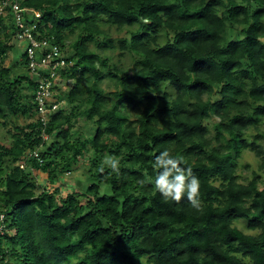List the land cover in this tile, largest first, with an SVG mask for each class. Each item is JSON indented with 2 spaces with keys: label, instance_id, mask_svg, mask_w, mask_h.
<instances>
[{
  "label": "trees",
  "instance_id": "1",
  "mask_svg": "<svg viewBox=\"0 0 264 264\" xmlns=\"http://www.w3.org/2000/svg\"><path fill=\"white\" fill-rule=\"evenodd\" d=\"M20 4L29 25L37 21L33 33L53 37L71 62L61 75L72 86L56 89L66 105L40 122L24 52L27 74L3 66L13 33L3 26L0 121L35 120L13 124V144L0 143V264H264V187L256 172L244 182L236 173L244 151L264 168L261 148L245 138L264 120V0ZM111 29L126 32L118 49L131 54V69L98 51L116 49ZM103 78L114 91L101 88ZM79 116L92 135L77 130ZM165 152L180 161L185 184L198 180V208L187 191L175 200L158 189ZM85 158L87 183L60 195L62 178ZM31 172L46 175L39 192Z\"/></svg>",
  "mask_w": 264,
  "mask_h": 264
},
{
  "label": "rangeland",
  "instance_id": "2",
  "mask_svg": "<svg viewBox=\"0 0 264 264\" xmlns=\"http://www.w3.org/2000/svg\"><path fill=\"white\" fill-rule=\"evenodd\" d=\"M143 23H147V22L143 21ZM110 32L113 37V41L116 49L108 50L106 48H103L98 51L103 54L106 53L110 55L112 58L111 62L117 63L119 67L125 69H131L132 67H134L131 54L127 50H124L121 53V50L118 49V39L124 36L126 37L127 36L126 32L124 30L121 32H115V30L113 29H111ZM158 37H159V41H163L165 39V32L161 30ZM73 38L74 36L72 37V39ZM72 39L69 38L66 41V44H69V42ZM10 42L12 44V47L9 51H7L6 57H4L3 59V66L10 67L13 75L16 73L27 74L23 64L21 63L23 58V51L26 43L24 41H18L16 38H12ZM88 45L90 48H95L93 42L89 43ZM60 85H61L60 88L62 87L63 89H68L72 86V80L69 79L68 81L67 80L60 81ZM99 85L101 86L102 89H105L106 91L115 90V87L113 86V82L108 79L104 80L103 78L100 81ZM60 105L65 106L66 105L65 101L61 100ZM33 119L35 120V118L29 119L26 117H11L10 124L7 126L2 125L0 121V143L5 146L12 145L14 141L13 134L16 133L15 130L13 129V124L19 127H24L28 123H31ZM215 121H218V118L214 115L210 116L209 119L206 121L208 134L210 136H213L215 134L213 128V123ZM74 122L77 130L83 133L85 137L93 134V130H94L93 125L90 122H88L84 117L79 116L74 120ZM259 134H264V120L261 121L256 128H250L249 132L245 136L248 142H254L255 145H258L264 154V136L260 135L256 137V135ZM260 163L261 160L257 158L252 152L244 151L242 157L239 158L238 160V165L236 170L237 171L236 173L239 175V180L244 182L248 179L253 178L254 177L253 171H254L259 175V187L260 188L264 187V168L261 170L258 168ZM9 165L12 166V163L8 162V166ZM15 165H19L20 168H27L22 161L16 162ZM87 165H88V161L85 158L79 161V168L77 170H75L70 174H65V176L62 178L61 184L59 185L60 195H63L66 192H71V191L74 192L80 190V188L78 187L79 182H81L83 185L87 183L88 179L85 173V167ZM30 175L33 179L37 181L39 186L35 189V191L39 192L41 190L40 183H43V185H45L46 183L45 182L46 175L41 173L36 174L35 172L34 173L31 172ZM107 191L109 192V188L107 189ZM233 224L246 233H250V234L254 233L253 231L247 229V222L243 219H236L234 220Z\"/></svg>",
  "mask_w": 264,
  "mask_h": 264
},
{
  "label": "built area",
  "instance_id": "3",
  "mask_svg": "<svg viewBox=\"0 0 264 264\" xmlns=\"http://www.w3.org/2000/svg\"><path fill=\"white\" fill-rule=\"evenodd\" d=\"M20 1L22 0H0V39L3 26L7 25L13 26L7 30L13 32L11 39L16 38L26 43L23 52L27 69L37 82L33 90V102L40 122L45 124L49 113L55 112L60 106L54 96L57 95L56 89L61 86L60 81L69 80L61 75V71L69 67L71 62L66 59L65 53L53 37L39 38L33 33L37 21L29 25L26 18L29 10L22 7ZM33 13L36 18H40L39 12ZM29 155L35 157L40 164L43 162L37 150L30 151Z\"/></svg>",
  "mask_w": 264,
  "mask_h": 264
},
{
  "label": "clouds",
  "instance_id": "4",
  "mask_svg": "<svg viewBox=\"0 0 264 264\" xmlns=\"http://www.w3.org/2000/svg\"><path fill=\"white\" fill-rule=\"evenodd\" d=\"M11 24V23H10ZM160 164L165 168V171L156 178V185L158 189L175 200H179L181 195L187 191L189 199L192 201L194 207H199L197 200L199 182L195 177H192L188 184H185L187 177L183 174V170L177 167L180 163L177 159L168 158V153L163 154ZM107 164L113 169L118 171V162L116 160H109ZM171 165V168L168 166ZM172 169L176 170V175L172 176ZM103 171V169H101Z\"/></svg>",
  "mask_w": 264,
  "mask_h": 264
}]
</instances>
